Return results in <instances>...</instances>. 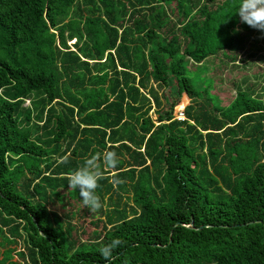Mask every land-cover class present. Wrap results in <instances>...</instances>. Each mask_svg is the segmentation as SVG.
Wrapping results in <instances>:
<instances>
[{"label":"trees","instance_id":"trees-1","mask_svg":"<svg viewBox=\"0 0 264 264\" xmlns=\"http://www.w3.org/2000/svg\"><path fill=\"white\" fill-rule=\"evenodd\" d=\"M245 48L264 0H0V264H264V93L205 66Z\"/></svg>","mask_w":264,"mask_h":264},{"label":"rangeland","instance_id":"rangeland-1","mask_svg":"<svg viewBox=\"0 0 264 264\" xmlns=\"http://www.w3.org/2000/svg\"><path fill=\"white\" fill-rule=\"evenodd\" d=\"M69 43L73 44L74 40ZM250 49L245 48L239 50L237 62H225L220 58L210 57L206 61V67L208 69L207 74L215 79L213 93L218 94L223 105H228L236 96V85H252L257 91L264 93V51L260 56H250L248 53ZM194 68V64H191ZM24 106H30V99L25 100ZM153 113V112H152ZM175 114L177 111L175 109ZM156 118V114H153ZM180 115V114H179ZM88 199L85 198H67L68 211L73 219L78 223H84L87 231L90 233L96 228V225L92 223V215L96 212H101L100 206H93L88 203ZM102 225L99 224L98 227ZM21 243V242H20ZM17 246V250L21 249V244ZM4 248H0V260L2 259L1 253ZM15 259L18 256L15 255Z\"/></svg>","mask_w":264,"mask_h":264},{"label":"built area","instance_id":"built-area-1","mask_svg":"<svg viewBox=\"0 0 264 264\" xmlns=\"http://www.w3.org/2000/svg\"><path fill=\"white\" fill-rule=\"evenodd\" d=\"M177 117H178L179 119H184V118H185V115H184V113H180V115H177Z\"/></svg>","mask_w":264,"mask_h":264}]
</instances>
